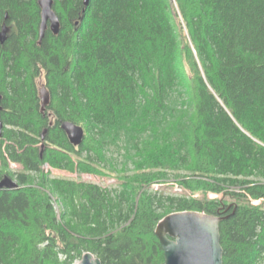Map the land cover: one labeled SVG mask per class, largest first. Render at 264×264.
<instances>
[{"label":"trees","instance_id":"1","mask_svg":"<svg viewBox=\"0 0 264 264\" xmlns=\"http://www.w3.org/2000/svg\"><path fill=\"white\" fill-rule=\"evenodd\" d=\"M53 9L59 31L40 40L37 0H0V179L17 183L0 189V264H74L86 251L101 264H163L155 226L185 210L228 215L223 264H264V0ZM65 120L84 128L80 145ZM170 182L180 192L152 189Z\"/></svg>","mask_w":264,"mask_h":264},{"label":"water","instance_id":"2","mask_svg":"<svg viewBox=\"0 0 264 264\" xmlns=\"http://www.w3.org/2000/svg\"><path fill=\"white\" fill-rule=\"evenodd\" d=\"M88 4V0H83ZM40 7L39 39L41 40L47 28L57 34L60 28L58 15L53 9V0H37ZM9 27L3 23L0 30V42L6 39ZM39 40V41H40ZM41 110L49 104V93L43 85L39 89ZM2 96L0 94V110ZM51 123V122H50ZM3 124L0 120V131ZM61 129L69 142L78 146L84 138V128L72 121H62ZM17 187V183L9 176L0 179V189ZM228 215L207 214L202 211H176L161 218L154 229L162 247L163 264H223L222 247L220 244V222ZM74 264H101L98 257L86 251Z\"/></svg>","mask_w":264,"mask_h":264},{"label":"rangeland","instance_id":"3","mask_svg":"<svg viewBox=\"0 0 264 264\" xmlns=\"http://www.w3.org/2000/svg\"><path fill=\"white\" fill-rule=\"evenodd\" d=\"M45 86V81L43 76H40L38 78V88L40 89L42 86ZM114 152V151H113ZM116 153V152H114ZM10 168L12 170H18L21 167L15 163L10 164ZM45 170H47V166H45L44 168ZM50 176L53 177H65V178H69V179H75V180H81V181H86V182H92V183H96L102 187H116L118 184V179L115 178L114 176H102V175H93V174H88V173H71L68 171H64V170H57V169H51L50 170ZM179 188H181L179 185H177L176 183H165V184H153L152 185V189H157L159 191L165 192V193H176V192H180L177 191ZM183 190L181 189V192ZM196 195H201L200 192H197ZM209 198H221V195H217L214 193H209L208 194ZM225 200H227L228 203H232L234 202V200L232 198L229 197H222ZM255 204L260 203L261 201L259 200H253L252 201ZM56 205V204H55ZM57 208V205H56Z\"/></svg>","mask_w":264,"mask_h":264}]
</instances>
